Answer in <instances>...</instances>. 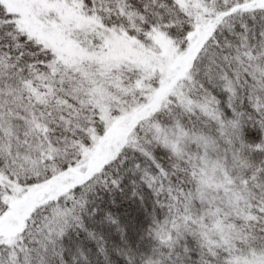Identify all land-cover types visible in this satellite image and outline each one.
I'll list each match as a JSON object with an SVG mask.
<instances>
[{
  "label": "snow or ice",
  "instance_id": "1",
  "mask_svg": "<svg viewBox=\"0 0 264 264\" xmlns=\"http://www.w3.org/2000/svg\"><path fill=\"white\" fill-rule=\"evenodd\" d=\"M0 264H264V0H0Z\"/></svg>",
  "mask_w": 264,
  "mask_h": 264
}]
</instances>
